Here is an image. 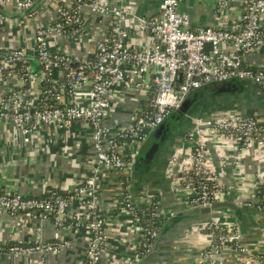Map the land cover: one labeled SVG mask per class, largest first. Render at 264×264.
Returning <instances> with one entry per match:
<instances>
[{"label":"built area","instance_id":"built-area-1","mask_svg":"<svg viewBox=\"0 0 264 264\" xmlns=\"http://www.w3.org/2000/svg\"><path fill=\"white\" fill-rule=\"evenodd\" d=\"M229 4L242 6L240 24L193 28L179 0H160V14L152 17L135 15L126 0H0V23L8 21L13 38L19 30V45L5 49L0 44V80L9 83L0 100V127L13 128L29 144L43 128L68 131L75 123H86L96 163L94 170L63 195L50 187L44 190L45 198L39 199L0 192V211L13 217L24 215L28 222L39 224L33 242L0 243V259L39 256L45 261L72 249V241L61 233L85 229L89 242L82 264H102L108 222L101 191L105 174L113 173L126 175L125 185L116 192L117 208L138 234L135 259L128 264H139L154 251L164 224L177 213L164 211L148 192L141 203L134 200L131 169L150 133L195 90L230 81H246L264 89V60L257 66L247 62L252 54L264 52V0H221L219 6ZM11 7L14 12L9 11ZM92 17L105 19L108 28L93 40L91 55L59 49L63 42L79 45L87 37ZM130 18L150 38L147 46L141 48L130 41L125 25ZM24 28L30 34L31 49L20 45ZM32 61L38 63L36 71ZM120 88L143 92L145 103L129 122L112 129L106 122ZM215 138L264 155V123L225 112L195 118L188 155H174L169 163L173 191L188 193L185 209L232 200L256 210L264 219V188L260 189L264 171L263 183L255 185L249 196L230 199L209 152L208 145ZM260 193L261 199L257 197ZM228 218L219 214L195 225V232L214 240H206L198 249V263L212 264L232 255L244 257L243 264H264V255L245 245L239 222ZM46 223L56 230L49 241L42 236Z\"/></svg>","mask_w":264,"mask_h":264},{"label":"crops","instance_id":"crops-1","mask_svg":"<svg viewBox=\"0 0 264 264\" xmlns=\"http://www.w3.org/2000/svg\"><path fill=\"white\" fill-rule=\"evenodd\" d=\"M179 1L181 12L190 16L193 28L230 27L240 24L242 19L243 10L239 4L220 7L221 0ZM126 5L137 16L152 17L160 14V0H126ZM9 11L14 12V8H9ZM125 25L133 44L143 48L150 43V38L143 36L134 19H128ZM9 28L8 21L0 23V44L5 49L19 45V30L13 38ZM107 28L105 19L92 17L86 30L87 37L79 45L63 42L59 49H67L79 56L91 55L94 51L93 40L100 38ZM21 33L20 45L31 49L32 40L29 39V32L24 28ZM263 60L264 52L252 54L247 62L250 66H257ZM8 90L9 83L0 80V100ZM144 99L143 92L120 88L112 98L113 111L106 124L112 129L126 124L133 114L144 106ZM221 101L224 103L222 106L215 110L206 108L207 111L196 118H208L222 112L225 106H237L241 115L248 116L253 113L264 123V89L255 84L249 86L240 95L219 99L218 104ZM193 119L169 140L165 151L159 154L148 170L131 169L130 187L136 203H141L145 193L148 192L155 196L166 212L178 213L179 208L185 209L189 195L188 193L177 195L173 191V180L168 170L174 155H188L190 150L188 136L193 128ZM208 146L215 169L228 186L230 199L241 200L249 196L255 185L263 183L261 179L264 171V155L258 156L235 146L230 147L222 138H215ZM95 168L94 148L90 139V129L86 123H75L68 131L43 128L32 137L29 144H26L13 128L0 127V192L2 193L35 197L43 195L48 187L61 191L71 190ZM116 187L113 176L105 174L101 200L108 222V233L102 264H128L136 256L135 243L138 234L135 226L117 208L119 199L116 196ZM251 211L244 214L242 224L230 212L221 211L218 215L226 219L229 217V221L239 222L242 225L245 245L253 253L264 255V219L256 210ZM200 221L202 219L185 218L181 225L173 227L165 235L158 253L147 264H199L198 249L206 240L208 242L213 240L212 236L194 231L195 225ZM37 225L39 224L28 222L24 215L13 217L0 211V243L9 245L19 240L25 243L33 242ZM55 235L56 230L51 224H43V239L49 241ZM61 236L72 241L71 250L50 256L45 261L39 256L20 260L2 256L0 264H82L88 248V232L80 229L63 232ZM244 259L231 255L216 259L212 264H243Z\"/></svg>","mask_w":264,"mask_h":264},{"label":"water","instance_id":"water-1","mask_svg":"<svg viewBox=\"0 0 264 264\" xmlns=\"http://www.w3.org/2000/svg\"><path fill=\"white\" fill-rule=\"evenodd\" d=\"M31 65L32 69L36 71L38 63L36 61H32ZM251 85L253 84L246 81H230L214 83L193 91L184 100L182 105L175 112H173L162 125L150 133L149 137L144 142L139 155L134 160V170L136 171L140 168L148 170L158 158L159 154L165 151L169 140L178 132L180 128L189 124L193 118L201 116L205 113L207 111L205 110L206 108L215 110L222 106L224 103L221 101L218 104L219 99H229L233 96L240 95ZM221 211L232 213L241 223L243 221L244 213L250 212L251 210L232 200L222 201L214 203L210 207L183 209L176 214L175 218L169 220L167 223L180 224V222H182L185 218L203 220L205 218L215 217ZM241 224L240 226H242ZM166 228L167 225L162 228L156 240L154 251L139 264H147L151 258L158 253L160 244L164 240L167 232Z\"/></svg>","mask_w":264,"mask_h":264},{"label":"trees","instance_id":"trees-1","mask_svg":"<svg viewBox=\"0 0 264 264\" xmlns=\"http://www.w3.org/2000/svg\"><path fill=\"white\" fill-rule=\"evenodd\" d=\"M227 105H231V104H227ZM222 112H225V113H232V114H240L241 115V112L237 109V106H225L224 108H223V110H222ZM245 117H248V118H253V119H256V120H258V121H260L255 115H253V113H250L248 116L246 115ZM261 122V121H260ZM262 123V122H261ZM109 175V174H108ZM110 176H113V179H114V181H115V185L117 186L116 188L118 189V188H120V186H121V188L123 187V185H125V180H126V175H124V174H119V173H113V174H110ZM50 188H52V187H50ZM263 186L260 188L261 190H263ZM52 190H55V191H58L61 195H63L64 194V192L63 191H61L60 189H57V188H53ZM260 190V191H261ZM258 198H262V193H260L258 196H257ZM31 198H33V197H31ZM34 198H45V196H44V194L43 195H41V196H35ZM257 202V201H256ZM181 210H183L182 208H179L178 209V211H181ZM249 210H252V209H249ZM223 212V211H222ZM250 212H252V211H250ZM250 212H247V213H250ZM227 213V212H226ZM246 213V214H247ZM245 214V213H244ZM245 214V215H246ZM185 222V221H184ZM181 223V222H180ZM167 225V228H166V230H167V232H166V234L168 233V232H170L171 230H172V228L173 227H175V226H178V225H181V224H177V223H166V224H164V226H166ZM163 226V227H164Z\"/></svg>","mask_w":264,"mask_h":264}]
</instances>
